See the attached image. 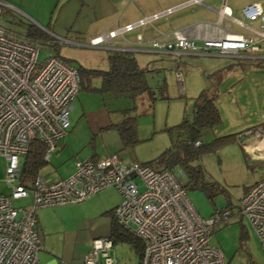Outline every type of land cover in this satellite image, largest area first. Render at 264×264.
<instances>
[{
    "label": "rangeland",
    "instance_id": "obj_1",
    "mask_svg": "<svg viewBox=\"0 0 264 264\" xmlns=\"http://www.w3.org/2000/svg\"><path fill=\"white\" fill-rule=\"evenodd\" d=\"M3 1L7 5L2 7L0 15L2 26L19 35H25L27 29L32 27L51 38V43L37 41L39 60L48 53L57 52L73 66L81 64L107 68L106 59L102 57L104 50L90 45V36L95 33L91 23L95 19L94 13L99 14L98 8L93 3L89 4L92 0ZM254 1L261 0H226V3L233 18L247 23L241 15V9ZM220 5L221 0H218V8ZM223 23H228L231 31L245 32L233 20ZM250 25L258 28L254 21ZM260 30L264 31V28ZM135 33L125 32V35L135 37ZM148 41L145 43L146 50L152 49ZM260 43L264 44V40H260ZM105 44H108L106 40L98 45ZM133 55L140 66L146 65L150 69L146 72V83L151 90L134 98L86 88L79 90L72 101L70 126L55 141V149L49 152L48 161L39 168L37 174L44 176L46 181L63 179L73 172L76 160L94 154L106 157L112 152H116L122 162L136 160L158 169L162 166L158 158L171 147L170 135L174 141L183 137L174 126L182 120L184 113L191 121L195 97L202 89L212 96L217 93L218 98H221L217 104L220 123L213 128H204L201 140L210 142L219 135L233 132H239L238 139L218 145L194 160V164H200L202 168L203 180L215 182L218 186L215 192L208 195L199 187L187 186L185 193L201 216L209 215L214 207L228 206L232 209L229 222L219 225L210 234V244L221 251L225 264H264V247L259 237L247 218L237 213L246 188L264 178V158L257 161L251 155H246L242 142L246 140V131L251 129L247 128L250 111H242L227 99L229 82L220 88L221 73L212 70L224 60L230 63L223 68H234L236 57L224 59L198 55L181 58L179 64L177 56L162 53L142 51ZM177 72L181 74L183 85L177 83ZM217 79L218 87L215 83ZM257 102L264 106L259 99ZM125 109H129L136 117L138 137V141L128 147L121 145L114 128L107 127L121 121ZM168 128H172L171 134ZM23 158L20 156L21 166ZM5 166L6 159L0 155V193L9 194L15 182L11 185L5 182ZM171 172L181 184L186 181L179 165H174ZM30 198L13 199L12 204L22 206L29 203ZM121 201L122 194L109 186L84 200L37 208L36 231L41 245L39 263L47 264L51 259L75 263L83 259L94 238H105L109 234L111 215L104 211ZM108 254L115 260L113 264H138L140 260L135 248L126 240L114 241ZM100 264H104L102 259Z\"/></svg>",
    "mask_w": 264,
    "mask_h": 264
},
{
    "label": "built area",
    "instance_id": "obj_2",
    "mask_svg": "<svg viewBox=\"0 0 264 264\" xmlns=\"http://www.w3.org/2000/svg\"><path fill=\"white\" fill-rule=\"evenodd\" d=\"M203 0H185L176 6L151 15H143L135 23L118 26L90 39L91 46L112 39L134 26L145 25L173 10ZM7 5L0 0L2 7ZM218 36L202 37L196 43L185 31L172 29L169 37L151 39L148 43L158 51L179 54L209 53L243 57L258 50L264 39V0L254 1L241 9L243 19L254 21L257 27L246 24L253 35L223 28L222 18L239 25L243 20L232 17L226 0L218 8ZM137 40H144L140 34ZM39 46L0 24V155L6 159L5 182H12L9 194L0 193V264H40L41 249L36 231V209L54 204L84 200L101 189L112 186L122 194L113 215L120 226L132 232L143 244L138 264H225L221 251L210 244V234L219 225L229 222L233 212L229 207L215 209L207 217L199 215L189 202L185 189L171 170L154 169L148 163L122 162L117 153L106 157H87L74 162L73 172L66 178L46 181L38 174L29 183L21 177L20 156L24 157L31 143L40 141L46 147L43 158L55 149V141L70 126L72 101L80 90L75 66L53 53L39 60ZM178 81L182 85L180 72ZM260 128L246 133H260ZM199 141H195L197 145ZM31 197L29 203L14 206L13 199ZM239 213L246 217L264 247V178L250 185L239 204ZM112 242L108 237L94 238L91 248L80 264H113L108 253ZM113 255V252H112ZM50 264H72L54 260Z\"/></svg>",
    "mask_w": 264,
    "mask_h": 264
},
{
    "label": "crops",
    "instance_id": "obj_3",
    "mask_svg": "<svg viewBox=\"0 0 264 264\" xmlns=\"http://www.w3.org/2000/svg\"><path fill=\"white\" fill-rule=\"evenodd\" d=\"M183 1L185 0H92V2L88 1L89 4L93 3V5L98 8L97 12L99 13H94L95 19L92 21L91 26H93V32L95 33L90 36V39L99 36L104 31L114 30L118 26H123L127 23H135L143 15L147 16L153 13L163 11L168 7L176 6L177 4ZM225 20L229 21L230 19H221L220 24L223 28L229 25L228 23H223ZM218 21V0H203L202 3H195L179 7L166 15H161L153 19L150 23H147L145 25L134 26L131 30L123 31L124 36L117 35L111 40H106L108 44H105L104 46L97 45V48L104 50L102 57L106 59L107 67V57L110 53H113L114 51L127 52L131 54L135 59L136 56L133 55L135 52L149 51L154 53H162L177 56L179 58L178 63L181 62V58L198 55H208L214 57L219 56L223 57L224 59H227L228 57L235 58L231 56L218 55L216 53V50L214 49H212V51L209 53L180 52L177 55L170 52L158 51L153 48L150 50L144 49L147 47L145 43H147V41L150 39H167L172 29L183 30L196 43H201L202 37L218 36V32H221L222 30L220 26H218ZM246 24L251 26L250 21L248 20L247 23H245V26L238 24L239 27L245 30V32L243 31L237 33H241L244 35H253L254 33L247 28ZM125 32H136L135 37H133V35H125ZM138 34H140L141 38L144 40L142 43H139L136 39ZM258 46V50L248 52L246 53L248 55H245L243 57H236L235 59L237 60H234V68L232 67V69H228L229 67L223 68L224 66L230 63L229 60H224L223 62H220L219 64L221 65H218L217 62L218 67L212 68L213 71L218 72L219 70V73H221L219 77L220 88L229 82V88L226 90L227 99L233 102L235 104L234 106L240 107L242 111H250V120L247 128L251 127V129H249L251 131L257 128L261 129L259 134H255L254 132L245 133L244 138L246 140L242 142L246 150V155H251V158L257 161L264 158V106L259 105L257 102V99H259L261 104L264 103V44L258 42ZM172 60L174 59L172 58ZM141 67L148 68V66L146 65ZM177 83L180 84L178 80ZM215 83L218 87V79ZM213 97L215 98L216 104H218L221 98H218L217 93L216 95H213ZM249 105L250 107L248 108ZM253 115L257 116L254 117ZM91 157L96 158L100 156L94 154L91 155ZM115 206L106 209L104 212L108 214V211L115 208ZM220 208L223 207H214L211 210L210 214H212L215 209ZM237 213L240 215L239 211H237ZM54 260L55 259L49 260L47 264L52 263ZM81 262L82 259L72 264H80Z\"/></svg>",
    "mask_w": 264,
    "mask_h": 264
},
{
    "label": "trees",
    "instance_id": "obj_4",
    "mask_svg": "<svg viewBox=\"0 0 264 264\" xmlns=\"http://www.w3.org/2000/svg\"><path fill=\"white\" fill-rule=\"evenodd\" d=\"M25 37L31 39L37 44V41L51 43V38L43 34L39 29L32 27L27 29ZM63 60L65 57L57 52L53 53ZM108 67L92 68L83 65L75 66L80 79V90L83 88L97 91L99 93H111L113 95H128L134 98L146 91H150L146 83V72L150 69L141 67L135 58L123 51H114L108 55ZM66 61V60H65ZM98 80V81H97ZM124 117L121 121L111 123L107 127L114 128L119 136L120 143L123 147L132 146L138 141L135 115L129 109L124 110ZM220 114L215 102V98L209 95L206 89H202L198 96L195 97L192 119L188 120L184 113L182 120L174 126L178 134H182L181 139L172 138L171 147L165 150L158 161L162 167L171 170L174 165H179L186 181L182 183L184 189L187 186L199 187L208 195L215 192L218 186L215 182H206L203 180V172L200 164H194L204 152L214 150L218 145L237 140L239 132L227 133L215 137L210 142L201 140V131L204 128H213L220 123ZM167 131L171 134L172 128ZM195 141H199L194 145ZM174 146V149L172 148ZM46 147L40 141H33L23 158L21 166V177L23 182L29 183L37 175L39 168L46 163L43 154ZM114 208L108 211L111 215L108 238L112 244L114 241H128L139 258L143 252L141 240L132 232L120 226L114 215Z\"/></svg>",
    "mask_w": 264,
    "mask_h": 264
}]
</instances>
